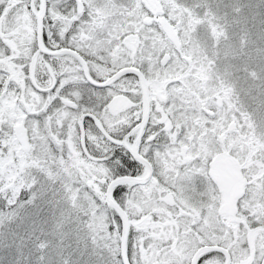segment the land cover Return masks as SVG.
<instances>
[{
	"label": "snow or ice",
	"instance_id": "obj_1",
	"mask_svg": "<svg viewBox=\"0 0 264 264\" xmlns=\"http://www.w3.org/2000/svg\"><path fill=\"white\" fill-rule=\"evenodd\" d=\"M0 264H264V0H0Z\"/></svg>",
	"mask_w": 264,
	"mask_h": 264
}]
</instances>
